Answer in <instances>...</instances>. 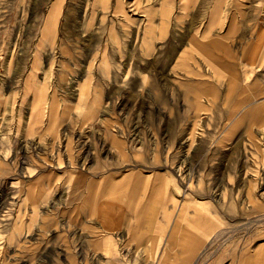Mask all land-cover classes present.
Here are the masks:
<instances>
[{
  "label": "rangeland",
  "instance_id": "rangeland-1",
  "mask_svg": "<svg viewBox=\"0 0 264 264\" xmlns=\"http://www.w3.org/2000/svg\"><path fill=\"white\" fill-rule=\"evenodd\" d=\"M255 36L264 0H0V264H260L264 162L214 160L232 119L193 100Z\"/></svg>",
  "mask_w": 264,
  "mask_h": 264
},
{
  "label": "crops",
  "instance_id": "crops-1",
  "mask_svg": "<svg viewBox=\"0 0 264 264\" xmlns=\"http://www.w3.org/2000/svg\"><path fill=\"white\" fill-rule=\"evenodd\" d=\"M254 38L257 39L255 45H258V47L257 49L254 48L245 60H242L244 53H241L235 63L232 61L227 62V64L222 61L213 62L217 65L219 78L215 80L211 78L202 79L199 81V89L194 88L193 90V100L196 101L195 95L198 92L200 94V105L204 110L206 109L201 113L202 118L232 119V122L229 121L230 124L227 121L228 128L225 131L215 135L216 142L224 145L215 149L218 157L214 160L218 162H228L231 159H237L238 162H264L263 147L257 148L262 152L259 154L260 159H258L260 161H258L251 157L252 155L247 152L244 146H238V143L242 142L241 138L246 136L242 131H247L252 123L264 127V37L255 36ZM254 64H257L256 68H252ZM242 125H244L243 130L228 134V130L237 131V127L239 128ZM260 136H264V132L261 131ZM236 152L238 153L237 156L235 155ZM133 176L135 179L139 178L137 175H131V177ZM110 181L112 182V180ZM140 181L144 182L143 179H140ZM98 186L99 184L94 187L97 188ZM104 187L102 185L101 189L103 191H105ZM171 234L170 231L166 238L167 241H169ZM162 249L157 252V264H166L167 262ZM123 262L124 260L114 259L111 264H124Z\"/></svg>",
  "mask_w": 264,
  "mask_h": 264
},
{
  "label": "bare ground",
  "instance_id": "bare-ground-1",
  "mask_svg": "<svg viewBox=\"0 0 264 264\" xmlns=\"http://www.w3.org/2000/svg\"><path fill=\"white\" fill-rule=\"evenodd\" d=\"M96 1V0H95ZM103 0H97V2L99 3V2H102ZM58 2L53 6V9L51 10V12L49 13V15H48V18H47V20H46V22H45V25H44V29H43V34H42V36H43V39H42V41H41V43L40 44H42V45H44V44H51L52 43V41L54 40V36H55V20H56V11L58 10ZM100 5V4H99ZM170 5V4H169ZM154 8V7H153ZM159 8H160V5H159ZM172 9V8H171ZM159 10V9H158ZM157 11V10H156ZM163 11H164V9H163ZM164 18V17H163ZM166 18V17H165ZM213 18H215L214 19V21H216V20H219L220 19V14H219V11L218 10H216L215 12H214V17ZM164 20V19H163ZM216 22H218V21H216ZM154 23V22H153ZM161 23H163V22H161ZM92 24V23H91ZM89 26H91V25H89ZM161 26V25H160ZM91 29V28H90ZM150 38V37H149ZM82 92H84V90L83 89H81V97H83V98H86L87 96H86V94H82ZM95 102H96V100H95ZM94 109H95V104L94 105H92L91 107H90V109H89V112L90 113H93V111H94ZM57 111V106H56V102H53V106H52V111H51V123L54 125V123H55V121H56V119H57V116H56V112ZM143 181H140V179L137 177L136 179H135V177L133 176V177H131V178H125L122 182H120L119 183V186H121V191L119 192V191H116L115 190V186L113 185V184H111V185H109V184H106L105 185V187H104V190L105 191H109V192H113L115 195H117V192H118V195L117 196H120V195H122V194H131V193H133V192H137V191H139L142 187H143ZM185 186H186V184H185ZM141 191H142V189H141ZM117 201V200H116ZM124 202V201H123ZM104 209V208H103ZM120 210V209H119ZM107 211V209L105 208L104 209V212H106ZM121 213V212H120ZM264 219V214L263 215H261V219H259L258 218V220H256V221H258V222H261L262 220ZM263 222V221H262ZM258 224V223H257ZM260 224V223H259ZM174 234H176V232H174ZM24 241V240H23ZM22 241V242H23ZM25 241H27V239H25ZM26 243V242H25ZM261 252H262V255H263V257H262V259H261V263L262 264H264V249H261V251H260V255L259 256H261ZM185 263V262H184ZM245 263V262H244ZM243 263V264H244ZM260 263V264H261ZM179 264V263H178Z\"/></svg>",
  "mask_w": 264,
  "mask_h": 264
}]
</instances>
